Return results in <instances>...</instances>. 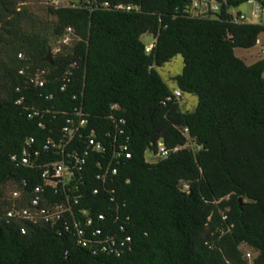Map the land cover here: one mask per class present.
Returning <instances> with one entry per match:
<instances>
[{
  "label": "trees",
  "instance_id": "1",
  "mask_svg": "<svg viewBox=\"0 0 264 264\" xmlns=\"http://www.w3.org/2000/svg\"><path fill=\"white\" fill-rule=\"evenodd\" d=\"M96 1L32 6L0 0V264H264V56L248 62L235 54L236 48L259 46L264 24L230 22L225 7L216 18L191 16L184 11L187 0ZM104 1L110 5L101 6ZM116 3L133 8L113 9ZM67 27L72 39L62 44ZM145 34L154 39L149 52ZM48 52L50 62L44 60ZM176 54L183 67L170 88L158 68ZM37 67L46 69L43 86L28 82ZM64 75L70 80L60 90ZM175 89L195 95L196 105L183 110ZM78 105L87 123L71 147L80 155L91 129L107 144L106 134L116 132L111 116L125 119L131 156L120 161L109 183L119 219L113 220L104 189L91 192L100 186L96 160L103 153L90 151L85 158L77 182L81 196L73 205L75 212L105 213L94 225L106 234L131 236L120 256L92 254L61 222L6 216L13 203H27L41 180V168L16 165L10 155L28 137H34L33 147L60 137ZM24 106L40 115L29 118ZM159 139L168 155L147 160L146 150H155ZM49 153L42 151L43 158L56 157ZM13 188L19 197H11ZM244 245L254 251L250 262Z\"/></svg>",
  "mask_w": 264,
  "mask_h": 264
},
{
  "label": "built area",
  "instance_id": "2",
  "mask_svg": "<svg viewBox=\"0 0 264 264\" xmlns=\"http://www.w3.org/2000/svg\"><path fill=\"white\" fill-rule=\"evenodd\" d=\"M54 6H64L75 4L80 0H46ZM90 4H98L96 0H84ZM244 3L249 5V9L245 10L238 6L228 4V0H187L185 12L191 16L198 17H218L223 7L227 20L233 23H261L264 24V0H245ZM101 6L107 7L109 2L100 3ZM113 9L131 10L133 6L130 4L116 3L112 5ZM72 39L71 27H67L61 39L62 44H67ZM257 44L261 46V51L264 53V35L263 38L257 39ZM154 45V39L149 40L145 44V51L149 52ZM58 48H56L57 50ZM21 57L22 54L18 53ZM23 69L19 73H23ZM70 80L69 75H64L60 90H64L67 82ZM28 82L34 86H43L46 82V69L37 67L29 75ZM172 95L176 98L181 96V92L177 89L173 90ZM51 96V94H49ZM76 98V95H73ZM170 99V96L167 97ZM21 98L16 100L20 104ZM27 109V116L33 118L40 115V111L33 106H24ZM112 122L115 124L116 132L111 135L110 132L106 136L110 141L106 144L104 141L97 139L94 136L93 129L89 131L87 148L80 155L77 151H73L71 142L76 133H78L86 123L87 119L81 105L74 106L69 116L65 118L64 123L60 127L61 135L58 138L47 137L41 147H33L35 142L34 137L26 138L24 145L19 153L10 155V159L16 165L27 166L30 168H41L40 178L31 187L28 194L27 203L18 205L17 202L6 211V216L9 218L27 220L34 224L36 223H62V230L73 232L77 237V243L90 250L92 254H110L120 256L129 246L131 236L123 234L121 237L115 234H106L103 227L95 226L94 222H99L106 219V214L98 212L97 214H88L86 209L73 210V205L76 204L81 196L77 193L79 190L78 184L82 183L80 171L86 162L85 158L90 151L103 153V158L96 160V166L99 168L95 173V178L100 184L98 187H93L91 192L96 194L100 189H104L109 195V202L112 211L114 212L113 220L119 219L118 206L111 205L114 203L113 187L109 183L113 180V176L118 172V164L120 161L131 156L129 149L128 138L124 135L125 119L123 117L111 116ZM124 136V139H120ZM71 148V149H70ZM176 149V148H175ZM42 151L53 153L56 157L47 156L43 158ZM169 149L165 146L162 139L156 142L155 150L152 151L155 159L167 156ZM49 153V155H51ZM103 159V160H102ZM78 174V175H77ZM80 174V175H79ZM26 182L23 181V185ZM183 188L187 189L188 184L184 183ZM11 197H19L21 191L18 188L11 190ZM51 194H59V200H50ZM27 195V194H25ZM128 216L122 219L118 231L125 230V224ZM25 231L21 227V232ZM246 257H250V253L246 252Z\"/></svg>",
  "mask_w": 264,
  "mask_h": 264
},
{
  "label": "rangeland",
  "instance_id": "3",
  "mask_svg": "<svg viewBox=\"0 0 264 264\" xmlns=\"http://www.w3.org/2000/svg\"><path fill=\"white\" fill-rule=\"evenodd\" d=\"M25 3L33 4L32 6H35L37 4L38 5H45L48 2L46 0H25ZM239 7L242 9H245V10L249 9V5L246 3L240 4ZM150 37L151 36L149 34H145L143 36V39H144V41L148 42L151 39ZM54 44L56 47H58L60 45L59 42L58 43L56 42ZM260 49H261L260 45L259 46L256 45V46H254L252 48H248V49L236 48L235 54L239 57L246 59V61H248V62H252V61L264 56V53L261 52ZM244 56H246V57H244ZM182 67H183V58H182L181 54H176L168 62L164 63L161 67H159L158 71L161 74V76L163 77V79L166 81L168 86L170 88H173V87H175V83L171 77L180 73L182 71ZM178 101H179L180 107L183 110H189V109H192L196 105L197 97L193 94L183 92L182 96L178 99ZM145 158L149 161H153L155 159L152 151L149 149L146 150V152H145ZM9 187L10 186H8L6 184L3 188V190H7V188H9ZM242 249L245 252L250 253V257H249V262H250L251 256L254 255V251L250 247L245 246V245L242 246Z\"/></svg>",
  "mask_w": 264,
  "mask_h": 264
},
{
  "label": "water",
  "instance_id": "4",
  "mask_svg": "<svg viewBox=\"0 0 264 264\" xmlns=\"http://www.w3.org/2000/svg\"><path fill=\"white\" fill-rule=\"evenodd\" d=\"M49 55H50V52H48L47 53V56L44 58V60H46V61H51V59H50V57H49ZM239 201L241 202L242 201V199L241 198H239Z\"/></svg>",
  "mask_w": 264,
  "mask_h": 264
},
{
  "label": "crops",
  "instance_id": "5",
  "mask_svg": "<svg viewBox=\"0 0 264 264\" xmlns=\"http://www.w3.org/2000/svg\"><path fill=\"white\" fill-rule=\"evenodd\" d=\"M244 57H246V56H244Z\"/></svg>",
  "mask_w": 264,
  "mask_h": 264
}]
</instances>
